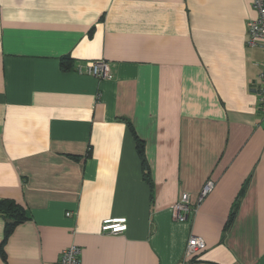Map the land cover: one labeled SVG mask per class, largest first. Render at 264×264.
Masks as SVG:
<instances>
[{"label": "crops", "instance_id": "1", "mask_svg": "<svg viewBox=\"0 0 264 264\" xmlns=\"http://www.w3.org/2000/svg\"><path fill=\"white\" fill-rule=\"evenodd\" d=\"M256 16L253 0H0V199L26 214L0 264H56L71 244L79 264H264ZM99 59L108 79L76 71ZM113 216L126 230L102 233ZM192 235L205 247L185 256Z\"/></svg>", "mask_w": 264, "mask_h": 264}, {"label": "built area", "instance_id": "2", "mask_svg": "<svg viewBox=\"0 0 264 264\" xmlns=\"http://www.w3.org/2000/svg\"><path fill=\"white\" fill-rule=\"evenodd\" d=\"M253 7L257 12V16L247 22V44L249 46H261L264 49V0H253ZM264 60V59H263ZM104 60L87 61L83 65L75 66L78 73H86L97 78H109L110 70ZM260 84L258 89V108L264 119V62L263 68L259 71ZM214 181L207 179L200 186L199 194L197 197L196 205L200 204L203 198L213 189ZM189 194L184 192L180 195L179 199L171 206V215L177 221H184L187 217L189 206ZM127 223L124 216L110 217L102 220L100 231L107 234H119L126 230ZM205 247L204 240L196 235L189 236L185 249H183L185 256L195 255L197 252ZM81 249L78 245L71 244L63 248L58 254L56 264H79V253ZM43 264V263H42ZM178 264H199L197 259L181 260Z\"/></svg>", "mask_w": 264, "mask_h": 264}, {"label": "trees", "instance_id": "3", "mask_svg": "<svg viewBox=\"0 0 264 264\" xmlns=\"http://www.w3.org/2000/svg\"><path fill=\"white\" fill-rule=\"evenodd\" d=\"M127 124L129 126L128 128L130 129L131 133L133 134V137L135 140L136 152H137V154L141 160V165H142L143 169L146 170L143 177L147 182H149V177H148V173H147V165H145L146 160H145V156H144V152H143L144 151L143 150V142L141 140H139V138L135 134L134 129L132 128L131 124L129 122H127ZM243 190H244V186L242 185L240 195H241V192ZM0 213H2L6 217L4 233H3L2 240L0 242V255L2 257H4L3 245L6 241V239L8 238L13 227L17 223L22 221L26 217V214L24 212V209L18 203H16L13 200H10V199H0ZM234 214H235V211L231 210V212L229 213V215L226 219V223H225L226 225H229V223L232 221Z\"/></svg>", "mask_w": 264, "mask_h": 264}]
</instances>
